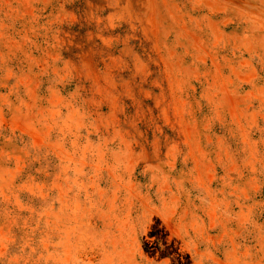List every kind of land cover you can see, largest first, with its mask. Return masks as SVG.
Returning <instances> with one entry per match:
<instances>
[{
	"label": "rangeland",
	"instance_id": "1",
	"mask_svg": "<svg viewBox=\"0 0 264 264\" xmlns=\"http://www.w3.org/2000/svg\"><path fill=\"white\" fill-rule=\"evenodd\" d=\"M0 264H264V0H0Z\"/></svg>",
	"mask_w": 264,
	"mask_h": 264
}]
</instances>
